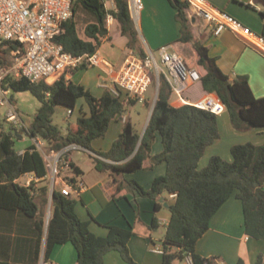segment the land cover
<instances>
[{"label": "trees", "instance_id": "1", "mask_svg": "<svg viewBox=\"0 0 264 264\" xmlns=\"http://www.w3.org/2000/svg\"><path fill=\"white\" fill-rule=\"evenodd\" d=\"M113 1L115 8L108 10L103 0H78L74 17L66 24L65 34L56 38V43L77 57L93 54L100 50L104 40H110L107 24L108 17L112 16L120 24L122 36L128 38L127 46L145 56L139 47L140 35L128 0ZM167 1L177 11L176 19L181 24L180 41L193 43L188 2ZM258 1L264 5V0ZM80 11L92 19L85 28L88 40L78 33L76 17ZM260 15L264 19V11ZM17 47L16 42L0 45V54L10 58L0 60L2 67L11 65V51ZM193 47L199 58L198 65L206 70L197 83L207 95L215 94L224 103L233 127L238 131L264 128V97H255L248 77L240 75L231 80L219 67L217 58L210 56L209 47L200 42L193 43ZM3 87L13 92H30L40 102L27 128L20 129L10 124L7 130L0 119V210L18 212L35 223L37 264L41 260L45 228L41 206L48 204L50 187L48 183L40 187H36L37 183L22 185L18 180L24 175L34 174L41 182H46L48 168L36 143L33 142L23 153L16 149L19 136L42 140L55 153H62L76 145L80 150L95 154L91 157L97 170L108 172L112 177L109 186L114 199L132 191L154 200L155 212L158 213L164 208L160 199L165 195L172 196L168 206L170 221L162 242L163 264H187L188 260L191 264H219L218 258H205L198 254L197 244L209 230L214 215L234 195L242 202L246 235L264 240V145L251 142L235 145L231 149L232 161L213 156L208 166L200 169V161L207 148L221 138L219 116L192 105L173 106L171 99L174 93L164 76L160 77L157 99L144 135L131 119H127L121 135L107 152L95 151L93 142L104 139L111 123L118 117L122 120L127 108L139 103L138 100L129 98L123 91L115 95L111 90L97 97L84 86L68 81L66 76L53 84L45 81L33 84L26 79L7 76ZM80 99H85L89 113L81 111L77 121H69L67 131L63 132L54 124L56 108L71 110V117ZM158 135L163 151L153 156L152 149ZM72 154L65 153L59 163V174L68 183H76V179L84 174L79 166L70 161ZM148 159L152 167L161 163L167 165L166 174L157 177L149 189L137 181L124 178L127 174L144 170ZM51 201L52 213L45 237L46 260H50L56 246L71 243L77 251V264H105L106 255L113 251L119 252L127 264H138L129 248L135 234L132 229L109 222L102 225L108 231L107 236H96L89 223L77 215V202L73 196L53 190ZM160 228L159 219L155 216L149 229L157 232ZM0 264L9 263L0 261ZM238 264L246 263L241 259ZM256 264H264L262 255Z\"/></svg>", "mask_w": 264, "mask_h": 264}, {"label": "crops", "instance_id": "2", "mask_svg": "<svg viewBox=\"0 0 264 264\" xmlns=\"http://www.w3.org/2000/svg\"><path fill=\"white\" fill-rule=\"evenodd\" d=\"M208 1L215 7L236 17L253 31L262 34L264 30V19L260 15V12L264 11V5L260 1ZM187 13L191 21L192 42L201 43V41H205L206 44L204 45L209 47L210 56L217 58L219 67L231 80L240 75L247 76L255 97L263 98L264 55L233 32L225 31L221 35L215 36L213 30L207 26L204 20L196 17L191 18V11L189 9ZM176 22V34L171 38L159 39L158 33L153 32V30H146L144 21H142L143 26L140 28H142L144 36L140 37V49L145 53L156 52L161 46L169 44L175 52L183 56L187 46H193L191 45L193 43L180 41L182 35L181 24L178 21ZM109 30L110 39H113L111 29ZM119 33L121 34V29ZM122 37L124 41L121 55L119 57L117 54L115 56L116 59L111 61L116 69L123 65L128 53L134 51L127 46L128 38ZM211 41H214V43L212 42V46L209 44ZM198 59L196 55L195 62L191 66L199 70L201 74H205L206 70L198 65ZM66 79L75 84L84 86L97 97H100L106 90L112 87V77L105 79V75L100 68L82 69L74 74L68 75ZM206 96L207 93L202 91V95L199 99ZM156 99L157 93L150 108L147 107V102L142 103L150 113L143 131L141 132L142 136L148 126ZM171 104L175 107L183 106L178 97L175 100H173L172 97ZM132 108L133 106L127 108V112L122 117V120L118 117L111 123L106 137L104 139H99L102 141L96 140L93 142L92 147L95 151L107 152L111 149L113 143L119 138L123 131L124 122L127 119L132 120L129 114ZM81 111L86 114L89 113V106L85 99L79 100L75 112L71 117L68 113L70 121L75 123ZM219 118L221 123H223L222 129L224 134L227 135V140H229L227 146L228 153L226 150V156H224L226 159L232 161L231 149L235 145L249 142L258 146L264 145V128L238 131L233 127L230 115L227 111L219 115ZM220 127L219 125V128ZM160 139L161 137L158 135L152 149L153 156L163 151L162 140ZM223 140V135H221V139L208 147L207 150L216 148V146H218L217 144H220ZM18 142L23 145L22 149L19 150L20 153H23L33 142L36 143L37 146L40 147L39 149L44 156L48 168L46 182H41L34 174L24 175L18 180L22 185L37 183L36 187H40L48 183L50 187L48 204L41 206L45 215L44 239L41 247L42 258L45 251V237L52 213L51 193L53 190L61 191L66 181L64 180V176L59 174V165L58 174L55 175L53 173V167L58 163V155L51 151L44 141H34L27 136H19ZM216 151L217 149L212 151L211 157L216 155ZM91 154L95 156V154ZM72 155L70 161L74 162L84 172L83 176L76 180L83 182L85 189L80 194L73 195V198L77 202L76 213L79 218L82 221L88 222L90 230L99 237L107 236L108 231L102 225L109 222H113L121 228L132 229L135 234L130 240L129 248L133 259L138 264H163L162 254L154 252V248H156L154 234L160 233L163 236L165 235L166 227L170 221L168 206L173 199L172 196L165 195L160 199V202L164 204V208L158 213L155 212L156 202L154 200L141 197L138 193L132 191L124 192L122 197L114 199L111 196V188L109 186L112 180L110 173L97 170L95 162L90 171L84 170L81 164H77L73 160ZM203 160L204 159L200 161V168L205 165V163L203 164ZM166 172V163L157 164L152 167V162L148 159L144 164V170L133 174H127L124 178L128 181H137L142 186L149 189L154 180L157 177L165 175ZM155 216L158 217L161 228L157 232H152L149 226L152 224ZM162 228H165V231H163ZM37 240L38 235L33 221L26 219L18 212L0 210V261H7L9 264H37ZM197 253L205 258H218L219 264H238L241 259L244 260L246 264H256L260 255L264 257V240H256L246 235L242 202L235 195L232 196L211 219L209 230L197 244ZM77 259V251L71 243L56 246L50 256V261L54 264H77ZM105 264L127 263L123 260L119 252L113 251L106 255Z\"/></svg>", "mask_w": 264, "mask_h": 264}, {"label": "built area", "instance_id": "3", "mask_svg": "<svg viewBox=\"0 0 264 264\" xmlns=\"http://www.w3.org/2000/svg\"><path fill=\"white\" fill-rule=\"evenodd\" d=\"M78 0H0V45L16 42L18 47L11 51V65H0V105L7 108L6 121L14 127H28L21 114L12 103L11 90L3 87L7 76L26 79L33 84L47 82L53 84L63 76L79 69H102L105 79L112 77V93L119 95L123 91L129 98L145 103L147 94L154 80L159 84L161 76L170 84L174 95L183 105L221 115L226 111L224 103L215 95L209 94L197 101H189L184 93L201 80L199 70L188 67L181 55L171 45H163L155 52L141 56L130 51L123 65L116 69L115 65L105 58L100 50L93 54L74 56L56 43V38L65 34L66 24L74 17V8ZM106 1L107 0H103ZM191 11V18H199L207 23L215 36L230 31L245 40L251 47L264 55V35L244 25L240 20L226 11L212 5L208 0H186ZM129 9L134 22L138 21L144 5L142 0H128ZM114 18L108 17L111 24ZM69 116L72 111L68 110ZM39 147V146H38ZM40 148V147H39ZM80 150L72 145L58 155V163L53 173L58 174V165L65 153ZM30 185V183H29ZM85 189L81 181L66 182L61 192L66 196L80 194ZM154 252L162 254L163 248L156 247ZM40 264H54L46 260L43 254ZM187 264H191L188 260Z\"/></svg>", "mask_w": 264, "mask_h": 264}, {"label": "rangeland", "instance_id": "4", "mask_svg": "<svg viewBox=\"0 0 264 264\" xmlns=\"http://www.w3.org/2000/svg\"><path fill=\"white\" fill-rule=\"evenodd\" d=\"M142 2L144 5V9L138 21L135 22V27L140 37L144 36V33L142 32V28H140L143 26L142 21H144L146 30H153V32L158 33L159 39L171 38L172 36H174V34H176L175 25L177 23L176 22L177 21L176 19L177 11L170 5V3L167 0H142ZM105 5L108 10H113L115 8V3L113 0H107ZM91 20H92L91 17L82 11H80L79 15L76 17L78 33L80 37L83 39L88 40L85 34V28L87 24L91 22ZM107 25H108V28L111 29V35L113 36V39L104 40V42L102 43L100 47V52L109 61H114L116 59L115 56L117 54L119 57L121 55L124 38L119 33L120 24L115 19L114 21H112L111 24L108 22ZM212 42L214 43V41H211V43H209L210 46L213 45ZM201 43L206 44L205 41H201ZM140 45H141V40L139 42V47ZM135 52L139 54V51H135ZM196 55L197 53L194 47L187 46L182 57L184 59L185 64L188 67H192L191 65L195 62ZM155 56L157 57L158 62H160V59L158 58V55H157V51L155 52ZM0 60H10V58L9 56L4 57L3 55L0 54ZM157 89H158V82L155 79L147 94L146 102L148 103V106H147L148 108H150L153 104V100L155 99ZM183 95L188 97V99L191 101L198 100L200 96L202 95V89L199 83H197L195 86L190 87ZM9 98L11 100L13 99L12 103L14 104L15 108L21 114L25 122L28 123L27 125L30 126L37 113V110L40 107V102L30 92L10 91ZM175 99H177V96L173 95V100ZM6 112H7V108L0 105V119L3 120L5 129L8 130L10 128V123L6 122ZM129 114L132 118V121L134 122L136 126V129L142 132L145 126V123L150 114L148 109L145 108L142 105V103L139 102L133 106ZM69 121H70V118L68 116V110L64 107H57L56 113L54 116V124L58 125L62 129L63 132H66L67 124ZM219 125L221 126L219 128L220 134L223 135L224 140L220 144H217L218 146H216V148H210L209 150H207V152H205V155L202 158L204 159L203 164L205 163V165H203V167H201L200 169H203L206 166H208L212 158L211 157L212 151L215 149H217L216 151L217 153H215L216 155H213V156H220L225 160L231 161L224 157L226 156V150L228 153L227 146H228L229 140H227L228 139L227 135L224 134V131L222 129L223 123H221L220 118H219ZM99 141H102V140H99ZM22 147L23 145L17 141L16 149L19 151L22 149ZM91 155L92 154L88 153L87 151L74 150L72 157H73V160L77 164L82 165L80 166L84 170L90 171V169L93 167V163L95 162L94 159L91 157ZM206 159H207V162H206ZM48 208H47V211H48ZM162 230L165 231V228H162ZM163 237L164 236L160 233L154 234L156 247H160V248L162 247Z\"/></svg>", "mask_w": 264, "mask_h": 264}]
</instances>
